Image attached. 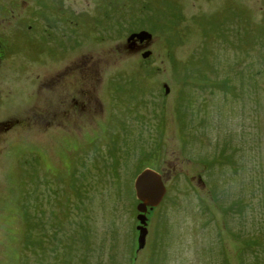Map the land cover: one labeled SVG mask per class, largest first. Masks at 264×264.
<instances>
[{"label":"rangeland","instance_id":"1","mask_svg":"<svg viewBox=\"0 0 264 264\" xmlns=\"http://www.w3.org/2000/svg\"><path fill=\"white\" fill-rule=\"evenodd\" d=\"M0 48V264H264V0H0ZM68 50L97 105L30 133L34 68ZM142 168L167 192L137 251Z\"/></svg>","mask_w":264,"mask_h":264},{"label":"flooded vegetation","instance_id":"2","mask_svg":"<svg viewBox=\"0 0 264 264\" xmlns=\"http://www.w3.org/2000/svg\"><path fill=\"white\" fill-rule=\"evenodd\" d=\"M22 3L23 1L20 4ZM70 9L63 1L51 15L42 13L34 15V21L37 22V25H40L42 30L46 31L53 27H62L61 18L64 16V12ZM72 12H75V10H72ZM20 18L24 19L25 16H20ZM52 18H55V21H51ZM77 47L72 49L78 50L81 48L79 44ZM73 50H68L67 56L61 62L55 64L49 56L47 58L50 59H46V64H42L38 60V65L35 66L32 73L35 80L34 91L32 92L33 102L29 108V114L26 115L30 133L33 131L35 134L37 128L44 127L48 132L49 129H54L57 132L56 137L59 134L64 135V131L69 126V123L76 126L80 125L86 108L95 109L97 103L91 96L88 100V105L86 103V71L82 57L77 56L73 58V62L69 60L70 53ZM36 55L38 58L40 52H37ZM3 57L0 48V66H2L5 60ZM15 121L16 124H19L22 122V118H17ZM8 126V124L0 125V128L6 133L9 130ZM26 131L28 132V130ZM33 175L36 179H39L36 167H33ZM42 179L45 187L53 182L52 179H46L45 175Z\"/></svg>","mask_w":264,"mask_h":264},{"label":"water","instance_id":"3","mask_svg":"<svg viewBox=\"0 0 264 264\" xmlns=\"http://www.w3.org/2000/svg\"><path fill=\"white\" fill-rule=\"evenodd\" d=\"M151 38V34L146 31H140L131 34L127 41L131 42L137 40L140 43ZM150 55L149 51L142 53V58ZM133 189L135 197L138 201L136 210L138 212L136 219L138 225L136 226L137 236V251L144 248L147 236V214L153 208L157 207L166 195L167 188L164 184L162 175L151 168H145L134 179Z\"/></svg>","mask_w":264,"mask_h":264},{"label":"trees","instance_id":"4","mask_svg":"<svg viewBox=\"0 0 264 264\" xmlns=\"http://www.w3.org/2000/svg\"><path fill=\"white\" fill-rule=\"evenodd\" d=\"M225 85H226V83H225ZM226 164V163H225ZM143 169V168H142ZM142 169H140L137 173H139Z\"/></svg>","mask_w":264,"mask_h":264}]
</instances>
